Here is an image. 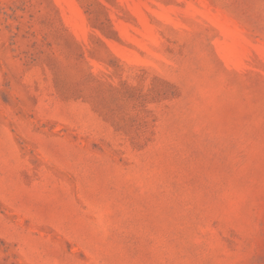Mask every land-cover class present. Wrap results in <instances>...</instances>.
<instances>
[{
  "label": "rangeland",
  "instance_id": "1",
  "mask_svg": "<svg viewBox=\"0 0 264 264\" xmlns=\"http://www.w3.org/2000/svg\"><path fill=\"white\" fill-rule=\"evenodd\" d=\"M0 264H264V0H0Z\"/></svg>",
  "mask_w": 264,
  "mask_h": 264
}]
</instances>
